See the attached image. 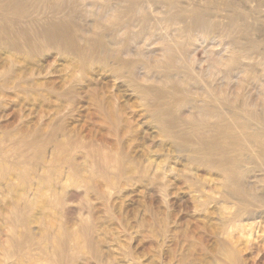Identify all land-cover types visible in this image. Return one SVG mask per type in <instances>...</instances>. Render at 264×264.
<instances>
[{
  "label": "rangeland",
  "instance_id": "1",
  "mask_svg": "<svg viewBox=\"0 0 264 264\" xmlns=\"http://www.w3.org/2000/svg\"><path fill=\"white\" fill-rule=\"evenodd\" d=\"M0 264H264V0H0Z\"/></svg>",
  "mask_w": 264,
  "mask_h": 264
},
{
  "label": "bare ground",
  "instance_id": "2",
  "mask_svg": "<svg viewBox=\"0 0 264 264\" xmlns=\"http://www.w3.org/2000/svg\"><path fill=\"white\" fill-rule=\"evenodd\" d=\"M211 218V217H210ZM256 246H257V244H256ZM260 247V246H259ZM255 252V251H254ZM252 253V252H251ZM263 253V252H262ZM253 254V253H252ZM259 258V257H258Z\"/></svg>",
  "mask_w": 264,
  "mask_h": 264
}]
</instances>
